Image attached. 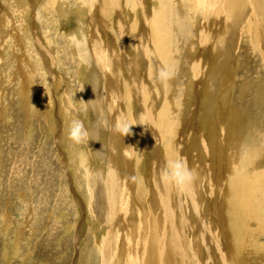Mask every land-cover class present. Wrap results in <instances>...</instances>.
<instances>
[{"label":"rangeland","instance_id":"374dc122","mask_svg":"<svg viewBox=\"0 0 264 264\" xmlns=\"http://www.w3.org/2000/svg\"><path fill=\"white\" fill-rule=\"evenodd\" d=\"M104 1L99 0V4L102 2V6ZM123 1L122 4L125 6V0ZM173 2L172 10L176 13L178 8L182 7V2L181 0H173ZM153 3H155L154 0H145L143 3L146 4L148 14L153 9ZM86 4L84 0H0V264H106L107 262L114 263L116 260L115 256L106 257L100 252L101 247L108 245L107 238L104 237L108 235L110 229L103 224V217H100L103 214L102 211L100 213V209L96 210L93 206L100 191L98 190L100 183H96V180L103 179L105 176L106 163L110 155L107 141L109 135L102 128L104 118L100 116L102 113L105 114L101 107V100L108 93L110 82H107L98 65L91 62L88 39L91 36H98L103 46L110 47L112 53L118 55V59L128 62L129 58L120 56L125 52L131 54V51L128 47L125 50L120 49L118 25L121 22L122 29L127 28L128 30L129 25L139 18L136 17L133 6L131 10L127 8L118 11L111 6L112 10L108 5L105 8L109 12V17L101 12V18L98 15L97 20H102L103 24L92 29L88 25L93 22L89 19L91 6L87 5V7ZM83 5L87 8L84 9ZM175 7L178 8L175 9ZM137 13L140 17L141 11ZM191 15L188 10L184 14L187 19L189 18L186 24L183 18H177L175 29H171L170 36H173V31H175L173 38L178 43L176 46L183 48L188 46L192 50V61H194L200 52L196 42L200 29H195L194 34L190 33L194 29L192 25L202 22L201 18L204 16L200 15L198 10L192 12ZM181 21L184 22L181 23ZM180 29H186L188 33L186 43L180 39ZM145 30L137 28L136 32L144 36ZM73 35L81 41L79 47H76L75 43L69 39ZM178 36L179 38H176ZM193 44L196 45L195 49ZM232 45L228 47L231 57L228 59V56H224V65H221L222 52L214 47L210 49L209 54L205 53L202 56L203 64L209 66V70L215 72V75L218 73L217 80L223 81L221 90L216 84L213 95L210 91L213 87L204 80V84L203 82L200 84L201 94L197 103L195 94L198 90L193 85L196 82L192 79L190 82L189 75L181 74L179 81H184L185 84L189 81L193 85L192 89H189L188 93L185 89L183 95L175 99V101H180L176 104L173 102L174 92L172 91L178 90L177 82L168 79L167 94L163 98L169 100L166 103L159 102V108L161 109L165 104L168 106L169 111L176 117V123L179 121L180 130L182 129L180 125H186L188 143L183 156L191 165L194 166L198 160L197 146L203 149V153L206 152L207 149L205 144H202V139L209 135L214 136L216 142L222 144L223 148L227 147L232 157L228 165H225L222 159L212 161V165L219 164V167H216L217 175H224L225 178L230 179L235 174L246 172L247 163L255 160L252 166L253 175L249 177L250 179L245 178L248 182L246 186L250 188L235 191L240 194L236 203L244 205L240 209L237 206H234L235 209L232 208L233 215L228 218V229L235 232L231 239L232 244L237 242L245 254L247 252L244 264H264V158L262 149L264 146V58L262 53L261 57L258 56V52L246 43L243 46L238 45L234 55L231 51ZM177 53L180 55L179 51ZM44 56L47 58L45 59ZM121 67L118 73L121 74L120 77L125 86L130 83ZM138 68L143 69L141 76L145 77L144 82H146L143 83V87H145L146 96L148 95L151 103L154 100L155 104L160 96H154L159 95L156 90L147 89L151 81L149 62H140L136 68L137 75L138 72L140 73ZM171 68L177 69L174 76L180 75L176 64L175 66L172 64ZM158 73L159 70H156L155 74ZM153 79H158V76ZM26 81L28 86L31 82L35 88H49L48 91L46 90L47 98L44 96L47 101H36L34 103L36 105L32 104V107L30 96L27 99L23 97L24 93H21L22 82ZM170 82L171 85H169ZM112 86L114 87L113 84ZM69 101L76 106L78 111L73 113L69 110ZM46 102L53 104L49 114L47 113L48 107L44 106ZM129 105L128 103L126 108ZM135 112L136 106L134 105L133 113ZM73 116L84 122L89 132L90 142L87 144L75 145L67 139V125ZM108 117L107 115L109 122ZM224 127L228 131L236 128V132L231 135L232 140L230 137H224L226 131ZM200 133L203 134L202 138L198 137ZM132 134L135 139L138 137L137 133L132 132ZM174 139L178 140L179 135L176 134ZM257 140L261 144V158L259 149L256 147L258 144L255 143ZM247 146L251 149L248 150L249 156L245 157L244 151ZM148 153L150 152L144 153L146 159L143 158L142 161V157H137L140 163L134 161L139 166L135 173L146 174L150 171L152 154L148 155ZM147 155L150 157V162H147ZM81 156L84 158L81 159ZM144 160L146 162H143ZM198 161L199 164L208 163L205 156ZM239 162L243 164L241 169L237 167ZM142 164L145 166L144 169ZM121 165L124 173L122 162ZM260 173L261 178L255 180L256 174L260 175ZM79 200L83 203L81 204ZM217 200V198L212 200V212L219 220L217 214L224 216L226 213L221 210L223 207L221 202L217 205ZM248 207L251 211L249 224L247 222L242 229L241 224L234 219L235 210L244 211ZM86 208H89V212ZM7 216L9 219L6 223ZM219 222L222 224L220 220ZM223 232L226 233L224 228ZM96 246L99 263L92 259L96 254V251H93L96 250Z\"/></svg>","mask_w":264,"mask_h":264},{"label":"bare ground","instance_id":"6f19581e","mask_svg":"<svg viewBox=\"0 0 264 264\" xmlns=\"http://www.w3.org/2000/svg\"><path fill=\"white\" fill-rule=\"evenodd\" d=\"M84 1L87 3L86 6H91L89 19L93 22H90L88 25L92 29L98 28L101 23L103 24L102 20H97L98 15L101 18V12L104 16L108 15L107 17H109V12L105 8L108 5L118 11L127 8L131 10V6H133L135 15L139 18L138 20L135 19L132 25H129L130 28L128 27V30L127 28L122 29L121 22L118 25V36L121 40L120 49L125 50L128 47L131 51V54L125 52V54L123 53L124 55L120 54V56L126 59L129 58L128 62H125L123 59H118V55L113 54L110 47L103 46L101 38L98 36L90 35L91 37L88 39L91 62L98 65L100 72L105 75L107 82H110V85L108 83V93L101 100V107L105 114H100L104 118L102 120V128L109 135L107 141L109 142L108 150L110 155L106 163V173L104 171L105 176H102L103 179L96 180V183H100V189H98L100 191L95 198V205L97 202L99 204L96 207L93 205L96 210L100 209V213L102 211L103 214L100 217H103H101L104 220L103 224L110 229L108 235L104 237L107 238L108 245L105 247L100 246V252L106 257L115 256L114 258L116 260L114 263L107 262L106 264H227V262L229 264H244L247 252L245 254V251L237 242H233L234 244H232L231 239H233L235 232L233 233V230L228 229V218L232 217V208L235 209L234 206L240 209L244 205L243 203H236L238 195L240 194L235 193V191L237 189L243 190L250 188L246 186L248 184L246 179H250L249 177L254 173L252 166L255 160L247 163L245 170L248 173L241 172L231 176L230 179L225 178L224 175H217L216 171L218 172V170H216V167H219V164L212 165V161L222 159L223 163L228 165L232 157H230L226 149L227 147L223 148L221 146L222 144L220 145V143L216 142L214 136L209 135L205 139H202V144H205L207 149L206 152L203 153V149L197 146L198 160L202 156H205L208 159V163L199 164V161L196 160L193 166L186 161L189 168L194 169L195 173V179L191 189L182 193L174 187L161 183L159 179L160 169L170 161L180 157L184 158L183 153L185 155L188 138L186 136V125H180L182 126L181 130L178 128L179 121L176 123V117L169 111L168 106L165 104L162 105L163 107L161 109L159 108V102L164 101L166 103L169 100L163 98L167 94L168 82L162 83L159 78L154 80L153 77L158 76V74H155L156 70L160 72L164 68L171 73L169 81L177 82L176 87L178 90L174 89L172 91V93L174 92L172 94L173 102L176 104L180 101H175V99L183 95L185 89L188 93V90L192 89L191 86L193 85L198 90L196 94L194 93L198 103L201 94L200 84L201 82L204 84V80L213 87L210 91L214 95L215 85L217 84V87L220 89L223 81L217 80L218 73L215 75V72L209 70V66L203 64L202 56L205 53L209 54L210 49L214 47L217 51L222 52L223 58L221 65H224V56H228V59L231 57V52L228 49L229 45L233 44L231 51L235 55V50H237L238 45L243 46L246 43L258 52V56L260 55L261 57L262 53L264 58V0H181L182 7H175V9L178 8L176 13H173L172 10V6L174 5L173 0H154L155 3H153L154 6L150 14H148L146 4H143L145 0H125V6L122 4L123 0H105L102 6V2L99 4V0ZM176 2L178 4V1ZM137 9L139 10L137 11ZM187 10L190 11V15L192 12L198 10L200 11V15L203 14L204 16V18H201V21L203 19L202 22H197V25H192L194 29L190 33L194 34L195 29H200L197 35L198 41H196L200 52L196 58L194 57V61H192V50L188 46L186 48L176 46L177 42L173 38L175 31H173V36H170L171 29H175V21L177 18H183L185 22L181 21V23L184 22L186 24L189 18L187 19L184 14ZM139 11H141L140 17L137 13ZM63 14L65 15V13ZM84 14L86 15V13ZM193 18L191 19L194 20ZM137 28L146 29L144 36L136 32ZM180 32V39L186 43L188 40L186 29H180ZM131 34L132 36L130 37ZM176 38H179V36ZM195 47L196 45L193 48L195 49ZM178 51L180 55L177 53ZM177 54L178 56H176ZM141 61L149 62V78L151 81H149V88L147 89L156 90L159 95L154 96H160L155 104L154 100L151 99L153 101L151 103L147 97L148 95L146 96L145 87H143V83L146 81L144 82L145 77L141 76V71H143L141 69L142 66L140 68L141 70L138 68L140 73L138 72V75L136 74V68L140 65ZM119 63H121L122 67ZM172 64L174 66L176 64L180 75L174 76L177 69H172ZM119 67L124 69L122 71L126 74L125 76L128 78L130 84L124 86V81L120 77L121 74L118 73ZM211 70H213L212 66ZM181 74L189 75L190 82L192 79L196 83L191 85L189 81L186 84L184 81L180 82ZM112 81L114 82L112 83ZM169 85H171V82ZM28 87H30V90H28ZM48 89L41 87L35 88L31 82L28 86L26 81L22 82L21 93H24L23 97H27V99L30 96V104L32 105L39 100L42 102L47 101L46 90L48 91ZM23 101L25 100L23 99ZM128 103L130 105L126 108ZM52 105L50 102H46L44 105L48 107V114ZM134 105L136 106L135 113H133ZM107 115L109 116V122L107 121ZM64 119L66 120V116ZM118 119L127 120L130 128L129 135L121 134L114 130V125ZM148 121H151V124ZM227 128L229 130L228 125ZM235 129L231 131L226 129L224 137H230L232 140L231 135L236 132ZM132 132L138 134L136 139L133 137ZM176 134L179 135L178 140L174 139ZM202 136L203 134H198L199 138H202ZM258 139H261V137H258ZM255 143L258 144V146H255L259 149L260 158L261 150L263 149L264 158V146L261 149L259 141L257 140ZM249 146L245 148V157L249 156L248 150L251 149ZM147 151L152 154V167L149 169L150 171L146 174L135 173L138 171L139 166L134 161H137L138 156L142 157V161L145 158L144 153ZM83 158L84 156L81 159ZM121 162L124 164V173L121 170ZM143 162H146V160ZM147 162H150V157H148ZM237 167L241 169L243 164L239 162ZM259 177L261 178V173L260 175L256 174L254 179L256 180ZM214 195L216 196L214 197ZM214 198L218 199L217 205L219 202L223 204L221 210L226 215L220 216L217 214L223 225L215 217V213L213 214L212 212V200ZM79 201L81 202V200ZM260 207L262 208V206ZM250 212L249 207L244 211L235 210L234 219L237 223L239 222L241 224L242 229L247 225ZM8 219L9 217L7 216L5 218L6 223ZM223 228L226 233L223 232ZM244 244L247 245L246 243ZM245 247L247 248V246ZM95 249L93 251H96V254L92 259H94V262L99 263L98 247L96 246Z\"/></svg>","mask_w":264,"mask_h":264},{"label":"clouds","instance_id":"9594fccd","mask_svg":"<svg viewBox=\"0 0 264 264\" xmlns=\"http://www.w3.org/2000/svg\"><path fill=\"white\" fill-rule=\"evenodd\" d=\"M69 39L75 43L76 47L80 46L81 41L77 40L75 35L70 36ZM158 78L162 83L166 82L171 78V73L167 69H163L158 73ZM68 108L73 113L78 111L71 101L68 103ZM148 123L151 124V121H148ZM114 130L121 134H128L130 128L127 120L118 119L114 125ZM66 136L75 145L87 144L89 142V132L85 128L84 122L75 116L68 122ZM159 179L166 186L174 187L177 191L183 193L191 189L195 179V173L194 169L189 168L186 160L180 157L168 162L160 169Z\"/></svg>","mask_w":264,"mask_h":264}]
</instances>
